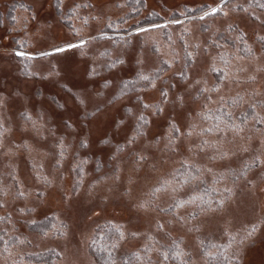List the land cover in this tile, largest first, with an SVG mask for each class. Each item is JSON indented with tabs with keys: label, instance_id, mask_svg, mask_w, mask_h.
Masks as SVG:
<instances>
[{
	"label": "rangeland",
	"instance_id": "obj_1",
	"mask_svg": "<svg viewBox=\"0 0 264 264\" xmlns=\"http://www.w3.org/2000/svg\"><path fill=\"white\" fill-rule=\"evenodd\" d=\"M226 1L222 10L201 19L220 0H145L133 14L126 0H0V264H48L26 257L48 250L56 254L52 264H98L89 241L104 223L122 225L126 238L119 250H139L145 264L147 258L160 264V252L174 240L187 253L183 259L188 264H220L206 251H227V264H264V10L249 0ZM203 5L209 8L185 16ZM151 14L159 20L149 28L141 22ZM137 27L147 30L137 32ZM66 44L75 46L50 52ZM187 51L196 52L195 59ZM218 53L228 54L224 81L222 72L209 68L214 56L223 68ZM141 69H159L155 86L118 95L121 82ZM197 78L209 87L222 86L197 98L200 85L188 89ZM165 88L167 102L161 96ZM144 103L162 104L163 111L145 109ZM205 104L213 115L231 113L242 130H194L188 136L190 124L199 129L215 123L197 116ZM141 113L146 123L138 122ZM173 121L183 134L177 151L165 147ZM201 140L218 141V146L201 150L196 146ZM137 153L147 159L138 161ZM185 158L199 166L200 181L216 189L212 207L201 211L197 201L161 211L174 202L173 195L186 198L196 192L195 181L175 194L158 193L148 207H139L151 199L149 192L160 178L171 176ZM50 217L55 227L49 231L32 227L33 221ZM248 231L252 234L241 244ZM231 237V246L225 247ZM145 245L152 251L146 252Z\"/></svg>",
	"mask_w": 264,
	"mask_h": 264
},
{
	"label": "snow or ice",
	"instance_id": "obj_2",
	"mask_svg": "<svg viewBox=\"0 0 264 264\" xmlns=\"http://www.w3.org/2000/svg\"><path fill=\"white\" fill-rule=\"evenodd\" d=\"M224 4V0H220V3L217 4L215 7H211L209 9V11H205L203 13V16L200 17L201 19H203L204 17L208 16L210 13H216L218 10H222L221 9V5ZM262 7H264V5H262ZM149 28L151 27H156V25H152L149 24L148 25ZM231 26L229 25V28ZM147 29L145 28H140L137 27L136 31L137 32H143L146 31ZM103 35V33H101ZM243 38V34L241 33L240 35H238L236 37L237 40H242ZM220 39H224L222 36L220 37ZM260 39L262 41H264V37H260ZM80 45H84L85 41L83 39L79 40L78 42ZM212 44H214L216 47L220 48L222 47V45L219 43V41H211ZM75 45L73 44H66L64 47L66 48H72ZM187 47V45H186ZM196 48H199V45L195 46ZM208 45H205V50H208ZM158 50V49H157ZM244 50L248 53H251V48L250 46L247 44V42H244ZM53 51H63V48H55L53 49ZM237 51H239V49H237ZM19 55H28L27 53H18ZM40 55H44V53H40ZM197 53L194 51H187L186 52V56L189 59H195ZM219 59L222 61L223 63V68L217 67L216 66V57H212V62L209 65V68L211 69V71L213 72H222L223 75L220 77L221 81L227 80L229 78V60H228V54L227 53H218L217 54ZM240 57L237 56V59H239ZM121 61L117 60L116 63H120ZM142 63V61H141ZM168 63H171V61H168ZM187 64V61H186ZM113 67L115 66L114 64L112 65ZM234 71H243V69H235ZM181 75H184L186 77V73H181ZM157 76L153 73H145L143 71V69L139 70L136 74V79L135 80H125L121 82L122 85V89H127L129 87V85L134 86L136 82L138 81H144L145 83H147L149 86L154 87L155 86V82L157 80ZM236 79H239V77H235ZM253 77H249V79H252ZM194 85H200V87L197 89L196 92V97L199 98V96L203 95L206 92H213V91H218L222 84L221 83H216L213 86L209 87L207 85V81L203 80L202 78H197L195 81H193L192 84L188 85V89H192ZM121 95H123V90L121 91ZM162 100L164 102H167L168 100V89L165 88L163 89L162 93ZM211 96L209 95L207 97V100L209 102H211ZM224 97H220L221 101H224ZM239 99V97L237 98H232V103H236V100ZM176 100L183 104L184 102V97L183 95L178 94L176 97ZM3 101L0 100V104H2ZM81 103H83V101H81ZM223 106V105H221ZM143 107L145 109L149 108V107H155L156 111L162 112L163 111V107L162 104H156V105H149L147 103L143 104ZM253 107H255V105H253ZM131 111V110H129ZM197 116H199L200 118H202L203 120H214L215 123L211 124L209 126L206 127H201L199 129H197V125L196 124H190L186 130V134L188 136H191L193 131H198V133L203 134L205 132H213V131H217V132H221V131H227L228 129H232L234 131H240L241 126L236 124L235 122L231 121V113H221L219 115H213L212 114V110L208 109L207 104L204 105V108L197 112ZM228 117V119L226 120L225 117ZM28 119L32 121V126L33 128L37 127V122L32 120L31 116H28ZM138 122L139 121H143V122H147L146 118L144 117L143 113H141L138 117H137ZM223 125V127H222ZM39 127H43V125H39ZM169 129L170 131L165 135V139L167 140V144L165 145L166 148H171L172 151H177L178 150V146L176 144L177 139L183 135L180 132V128L177 126V124L175 123V121L171 122L169 125ZM2 134V133H0ZM135 139V136H133L132 139H130L128 141V143H132L133 140ZM84 143L86 144L87 142L84 141ZM197 147H199L201 150H203L206 146H210L213 148H216L218 146V141H211L209 142L208 140H201L200 143L198 145H196ZM64 145H63V140L61 139L60 141V155L63 156L64 155ZM122 147V146H120ZM220 156H228L229 153L228 152H220L218 153ZM213 159H215V156L212 157ZM147 156L146 155H141L139 153H137V160L138 161H143L146 160ZM256 160H260V157H256ZM256 161H252V163H255ZM59 163V162H57ZM261 163H264V161H261ZM193 167L195 168V171H193ZM248 167H250L249 164H245L244 168L247 169ZM209 171H212V169H208ZM81 172H83V169L81 168ZM199 173V166H192L190 164V162L185 158L183 160V163L181 165L180 169H174L173 170V174L171 176L168 177H161L158 184H156L149 192V196L151 197V199H146V200H142L139 203V207L141 208H146L148 207L151 203L152 200L157 198V194L161 193V192H165V191H170L171 193L175 194L177 192H179L181 189H183L185 186L191 184L193 181L198 180L200 177L198 175ZM38 176H40L39 173H37ZM41 179H43L46 183H51V181H49L47 176H42L40 177ZM220 179H223V176L220 177ZM216 191L215 188H209L207 190H204L202 192H193L192 194L188 195L186 198L184 197H179V196H175L173 195V203L167 206V209H161V211H176L178 209H182L184 208L186 205H190V204H194L197 201H200V204L198 205V207H200L201 211L205 210V205H207L208 208L212 207V201L211 199H205V196H209L211 195V192ZM225 191L230 192L231 189H225ZM21 195H23V193H20ZM218 203L220 205L224 204V200L221 199L218 201ZM180 219H183V217H180ZM33 223H35V221H33ZM55 227V225L53 226ZM157 227L159 229H163L164 225L162 223H160L159 221H157ZM109 229L110 231H112L113 237L112 240L110 242V246L109 247H105L103 248V251H106L108 253L104 264H117L116 259L114 258V251L119 247L120 245V241L124 240L126 238V233L124 230V227L120 224H109ZM255 230V226H253L252 231ZM47 234V233H45ZM252 233L251 231H248L245 233V235L243 237H241L240 239V243L243 244L244 240H246L248 238V236H250ZM131 235L133 236H137L139 235V233H131ZM170 235V234H169ZM149 239L150 240H155L154 237L151 236V234H149ZM234 237H231L230 239V243L229 245L225 246V247H230L231 246V240H234ZM203 243V242H202ZM212 247H220L218 245H212ZM145 251L146 252H150L152 251L151 247H149L148 245L144 246ZM162 260L160 261V264H168V261L171 259H174L177 264H188V262L186 260H184V256L187 255V253H185V251L180 247V244H178L175 240L172 242V245L169 246V249L163 250L160 252ZM222 254L224 255L225 259L228 258V253L227 251H223ZM217 255V253L212 252V251H206L205 252V256L208 257H212L215 258ZM146 258L145 256L142 255V253L137 250L133 253H131L130 256H128L126 258V264H145ZM147 261L150 264V258H147Z\"/></svg>",
	"mask_w": 264,
	"mask_h": 264
},
{
	"label": "trees",
	"instance_id": "obj_3",
	"mask_svg": "<svg viewBox=\"0 0 264 264\" xmlns=\"http://www.w3.org/2000/svg\"><path fill=\"white\" fill-rule=\"evenodd\" d=\"M228 1H230V0H227L226 2H228ZM249 4L252 7H255L257 9L264 10V7H262V5H264V0H249ZM126 5L129 8L128 13L129 14H133V13H136L138 10H142L143 9V7L145 5V0H126ZM207 8H209L208 5H203V6L197 7L196 9H192V10L189 9L188 11H186V13H185L186 15L185 16H187V15H195L197 13H201L204 10H206ZM173 13L174 14H173L172 17L175 18L176 17V12H173ZM158 20H159V18L156 17L155 14H151V16H149L148 18L143 20L141 22V24H150V23H153V22L158 21ZM106 36H112L113 37L112 34L105 35V37ZM19 56H23V55H19ZM160 68H162V67H160ZM158 73H159V69H157V70H155L153 72V74H155V75L158 74ZM135 79H136V76L134 78H130V79H126V80H135ZM147 85L148 84L145 83L144 81H138V82L135 83L134 86L129 85V87L127 89H122V85L120 84V90H119V94L118 95H121V91L122 90H123V94H126L127 92L139 91L140 89L145 88ZM192 166H195V165H192ZM180 168H181V166L178 169H180ZM192 170L195 171V168L193 167ZM199 172H200V169H199ZM198 175H199V173H198ZM204 181L205 180L200 181V179L195 181L196 185H197L196 192H202V191L207 190L209 188H214L212 186H209ZM216 193H217L216 191L211 192L210 197L209 196H205V199L207 200V199L210 198L212 203L215 202L216 198H217L216 197ZM52 221H53V218L50 217V218L44 219V220H42L40 222L32 224V227L34 229H37L40 232H46V231H49L51 228H53L54 225H53ZM109 224L110 223L100 224L96 228L95 232L92 235V238L89 241V251L91 252V254L93 255V257L95 258V260H96V262L98 264H104L108 253L106 251H103V248L110 246V242H111L113 234H114L112 231H110ZM3 242H4L3 236H0V245H2ZM169 246L170 245L164 246V250L169 249ZM219 252H221V250ZM131 253H133V252H121L119 250V248H117L114 251V258L116 259L117 264H126V258L128 256H130ZM55 255L56 254H55L54 251H49L48 250V251H45V252L33 253V254H30V255H28L26 257L28 259L34 260L36 262H47L48 264H52ZM220 255H222V252L220 253ZM220 255L217 254L215 258L209 257V259H211V261H213L214 263L227 264L228 262L226 261V259L224 257H221ZM217 256H218L219 259L215 260L217 258ZM168 262H170V264H177V262L174 259H171V258H170V260Z\"/></svg>",
	"mask_w": 264,
	"mask_h": 264
},
{
	"label": "water",
	"instance_id": "obj_4",
	"mask_svg": "<svg viewBox=\"0 0 264 264\" xmlns=\"http://www.w3.org/2000/svg\"><path fill=\"white\" fill-rule=\"evenodd\" d=\"M59 48H63V50L66 49V47H59ZM50 52L52 53V52H57V51L51 50Z\"/></svg>",
	"mask_w": 264,
	"mask_h": 264
},
{
	"label": "bare ground",
	"instance_id": "obj_5",
	"mask_svg": "<svg viewBox=\"0 0 264 264\" xmlns=\"http://www.w3.org/2000/svg\"><path fill=\"white\" fill-rule=\"evenodd\" d=\"M103 1H106V0H103Z\"/></svg>",
	"mask_w": 264,
	"mask_h": 264
}]
</instances>
